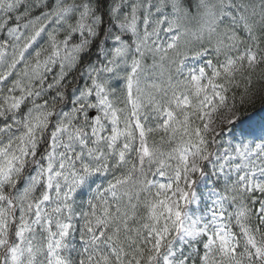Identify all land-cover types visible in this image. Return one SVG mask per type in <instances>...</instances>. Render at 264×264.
<instances>
[{
  "label": "snow or ice",
  "instance_id": "obj_1",
  "mask_svg": "<svg viewBox=\"0 0 264 264\" xmlns=\"http://www.w3.org/2000/svg\"><path fill=\"white\" fill-rule=\"evenodd\" d=\"M0 264H264V0H0Z\"/></svg>",
  "mask_w": 264,
  "mask_h": 264
},
{
  "label": "trees",
  "instance_id": "obj_2",
  "mask_svg": "<svg viewBox=\"0 0 264 264\" xmlns=\"http://www.w3.org/2000/svg\"><path fill=\"white\" fill-rule=\"evenodd\" d=\"M259 106H260V102L257 101V102H256V107L259 108Z\"/></svg>",
  "mask_w": 264,
  "mask_h": 264
}]
</instances>
